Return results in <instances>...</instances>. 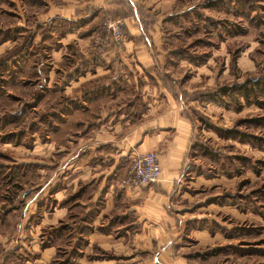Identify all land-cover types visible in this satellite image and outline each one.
Returning a JSON list of instances; mask_svg holds the SVG:
<instances>
[{"label": "rangeland", "instance_id": "1", "mask_svg": "<svg viewBox=\"0 0 264 264\" xmlns=\"http://www.w3.org/2000/svg\"><path fill=\"white\" fill-rule=\"evenodd\" d=\"M149 2L150 6L145 9L133 7L132 10L146 20L147 26L158 19L161 21L163 46L169 51L165 56H170L173 63L166 64L161 73L177 81L178 98L185 105V118L193 128L187 168L182 176L185 188L181 195L184 196L180 195L179 199L185 208L178 212L193 218L188 229L206 230L213 237L219 235L213 252L222 255L215 263L264 264V95L255 103H248L231 91L236 99L212 100L223 87L249 88L250 82L258 80L264 84V0ZM46 10L36 0H0V165H47L55 156V150L40 142L39 131L34 127L30 131V128L49 106L57 103L66 85L43 82L45 90L40 94L58 86L53 90L58 91L54 92L56 97L45 102L35 92L37 82L31 78L32 63L18 74V79L5 71L7 67L15 72L21 69L22 59L17 58L21 55H16L23 38L39 30L41 24L53 26L50 20L39 21L38 14ZM45 33L40 29L36 43L43 40ZM101 36L95 34L90 46ZM62 40L55 42L52 56L48 58L50 64L56 65L58 49L64 59L78 57V45L73 43L76 41L71 38L67 48L64 44L59 47ZM35 46L31 49L37 52ZM181 50L194 54L196 61L193 57L192 61L186 58L177 66L175 54L184 53ZM7 59L9 65L5 63ZM15 116L18 125L4 130V120ZM23 131L25 136L20 140ZM226 132L235 136L229 137ZM196 145L209 147L219 157L208 156ZM1 173L0 264H79L83 244L80 225L73 230L76 226L72 228L64 217L58 223L40 226L36 232L33 229L43 221V212L51 210L48 199L53 196L48 189L54 180L53 173H47L44 178L41 173L29 174L17 185H8ZM61 227H65L64 236L59 234ZM191 241L197 243L195 238Z\"/></svg>", "mask_w": 264, "mask_h": 264}, {"label": "crops", "instance_id": "2", "mask_svg": "<svg viewBox=\"0 0 264 264\" xmlns=\"http://www.w3.org/2000/svg\"><path fill=\"white\" fill-rule=\"evenodd\" d=\"M36 1L47 8L38 14L41 23L54 18L84 21L94 15L90 23H83L76 33L59 42V47H67L74 39L79 57L72 69L60 68L64 55L58 49L50 84H64L85 64L87 67L66 83V96L83 106H88L81 100L86 93L99 88L105 96L93 104L94 114L84 120V132L74 134L67 146L46 144L55 150V156L40 173L42 178L53 173L48 189L53 197L48 199L50 212H43L35 232L64 217L72 228L76 226L73 230L80 225L83 244L79 264H218L215 262L222 254L213 250L219 235L188 229L193 218L178 212L185 208L179 199L185 188L182 176L193 128L178 98L177 81L161 73L166 64H173L171 57L165 56L169 51L163 46L161 21L147 26L145 19L133 15V7L145 9L151 2ZM107 14H126V41L118 52L100 56L91 52L96 33L84 38L78 33L90 32ZM152 150L158 152L162 166L159 181L136 188L121 185L135 154ZM194 238L197 243L191 241Z\"/></svg>", "mask_w": 264, "mask_h": 264}, {"label": "trees", "instance_id": "3", "mask_svg": "<svg viewBox=\"0 0 264 264\" xmlns=\"http://www.w3.org/2000/svg\"><path fill=\"white\" fill-rule=\"evenodd\" d=\"M93 17L94 15H92L89 20L85 19L84 21H81V20L73 21V20H64V19L55 18V19L50 20L53 26L48 25V24H43L44 26L45 25L47 26V29H44L43 28L44 26H42L41 24L40 29L43 30V32H46L44 34L43 40L36 43L37 37L39 35V31H40V29L39 30L37 29L33 32L32 35L26 38H23V40L20 42L18 46L16 56L21 55V56H18L17 58L22 59L21 60L22 67L19 70V72H15V70L10 67L5 68V71H7L10 77H14L18 79L17 78L19 77L18 74L19 73L22 74L26 70L27 68L26 66L32 63L33 72H32L31 78L35 80V84L37 82V86L35 87L36 89L35 92H37V95H38L37 97L42 98V100H46L45 102H50V97L52 98L56 97L54 92H58V91H53V90H55L58 86L47 88L44 94H40V92H44L45 84L50 83V79H51L50 75L55 70L54 65L50 64L48 60V58L50 59V56H52L51 54L55 48L54 47L55 42L57 43L58 40L63 39L68 33H71L72 31L77 32L81 28L83 23H90L89 21ZM109 17H111L110 19L112 20H124L125 21V19H127L126 14H119L117 16H109L108 14L104 15L103 17H101L98 23L92 25V27L90 28V32L85 33V32H81L80 30L79 36L84 38V37L90 36V34L93 32L96 34L105 35L104 34V24L107 18ZM54 30H55V33H54ZM144 37H146L145 33H144ZM34 46L37 47L38 49L37 52L31 49ZM119 50L120 49L118 47L112 46L109 50L105 52H100L98 54L102 56L108 52L116 53ZM193 51L195 52V50ZM183 52L184 53H181V55L180 53L175 54L176 56L175 59L178 60L177 63L179 61H185L186 58H189L191 61L192 59L196 61L197 57H195L194 54H191L190 52H185V51ZM191 57L193 58L191 59ZM76 60H77V56H74L71 58H65L63 61L65 64L64 63L60 64V68L72 69L76 63ZM5 63H7L6 65H9L10 64L9 59H7ZM11 63H15V61L14 62L11 61ZM86 67L87 66L85 64L80 65L77 71L73 73V75L75 76L76 74L81 73L82 70H84ZM72 76L67 77L66 82H64L65 85L72 78ZM43 82H45V84ZM231 89L232 88H228V87H223L219 91L217 89L215 93H217L218 91L219 94L213 93L214 98H212V100L214 99V101L220 102L225 98L236 99V98H233L231 91L233 93L237 92L238 98L240 100H245L248 103H251L252 101L255 103L260 96L264 95V84L262 81H259V80L250 82L249 88H247L246 86H239V87L234 88L233 90ZM103 91L104 89L100 90L98 88L94 90L93 92L84 94L81 100L88 103V106L87 105L83 106L80 103L81 101L79 102V101H76L75 99L68 98L65 94V90L63 89L59 93L60 97L57 99V103L53 104L52 106H49V108L47 107L48 110L44 111V114L40 118L39 121L34 122V124L30 128V131L31 129H33V127L35 130H37L36 132L39 131L40 140H41L40 142L44 145L54 144L58 147L67 146L68 141L72 138L74 134L77 135V133L79 132H84V125H85L84 120H87L93 117V114H94L93 104L94 103L96 104L98 101L104 98L103 96L105 95ZM210 95L212 94L210 93ZM107 96L108 95H106V98H109ZM3 97H7V95L3 94ZM30 106L32 107V105ZM24 118H26V116H24ZM257 122H260V120H258ZM4 125H5V128H3L4 130L17 126L18 125L17 116L9 120L7 119L4 120ZM226 133H227V136L229 137L235 136V133H231V132L230 133L226 132ZM23 136H25L24 131L20 132V140L23 138ZM196 148L201 149L203 153L207 154L210 157H213L216 159L219 157L217 156L218 154L217 153L215 154L214 151H212L209 147L196 145ZM5 156L9 158V155H5ZM43 167H48V165H44L40 163L1 164L0 173L2 171L4 172V173L2 172L1 175H3L2 177L3 179L7 180L8 185L9 184L17 185L18 184L17 182L22 181L29 174L39 176L40 169ZM5 170L7 173L5 172ZM7 199L8 201L10 200L9 196L7 197ZM64 230H65V227H61L59 229V234L64 236Z\"/></svg>", "mask_w": 264, "mask_h": 264}, {"label": "built area", "instance_id": "4", "mask_svg": "<svg viewBox=\"0 0 264 264\" xmlns=\"http://www.w3.org/2000/svg\"><path fill=\"white\" fill-rule=\"evenodd\" d=\"M126 22L124 20L107 19L104 24V34L97 37L92 45V51L104 52L112 46L121 48L125 41ZM162 166L157 151L136 153L132 166L120 184L128 187H144L156 184L161 176Z\"/></svg>", "mask_w": 264, "mask_h": 264}, {"label": "flooded vegetation", "instance_id": "5", "mask_svg": "<svg viewBox=\"0 0 264 264\" xmlns=\"http://www.w3.org/2000/svg\"><path fill=\"white\" fill-rule=\"evenodd\" d=\"M50 83H51V79H50ZM50 83H49V84H50ZM55 85H56V83H55Z\"/></svg>", "mask_w": 264, "mask_h": 264}]
</instances>
